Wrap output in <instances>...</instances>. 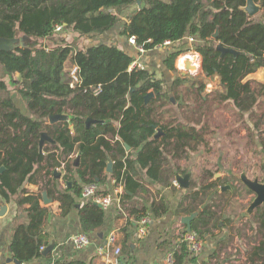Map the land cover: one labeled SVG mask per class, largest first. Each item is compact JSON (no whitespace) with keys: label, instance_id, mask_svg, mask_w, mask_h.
Returning a JSON list of instances; mask_svg holds the SVG:
<instances>
[{"label":"trees","instance_id":"16d2710c","mask_svg":"<svg viewBox=\"0 0 264 264\" xmlns=\"http://www.w3.org/2000/svg\"><path fill=\"white\" fill-rule=\"evenodd\" d=\"M138 1L0 0V37L19 41L22 38L24 43L21 46L18 42L10 49L0 48V63L14 78V84L17 83L16 91L28 110V114L21 110L13 98V87L0 75V167L5 166L0 172V194L6 202L16 196L19 206L30 205L26 209L29 223H19L11 239L13 256L25 263L44 258L42 247L47 245L44 226L49 208L41 205L40 194L25 187L28 182L39 181L40 170L48 169L46 175H49L51 168L64 166L66 187L49 191L60 201L65 215L78 205L84 184L100 185L105 181L110 160L114 162L115 185L121 183L125 187L124 203L131 198L129 192L135 194L144 188L139 181L138 165L146 169L150 177L166 185L177 173L187 172L174 160L187 159L189 150L198 151L207 143L202 133L204 126L188 127L183 120L174 122L176 117L165 109L166 103L172 100L164 91L162 80L147 69L130 70L135 56L121 45L102 42L76 49L70 43L75 35L94 39L115 30L123 21L122 13L133 5L137 9L128 15L120 34L128 42L134 36L137 45L144 50L156 49L171 41L173 49L168 51L163 64L173 73L178 72L175 63L183 50L176 45L188 44V37H192L196 51L203 58L206 76L220 77L224 91L216 94L217 100L231 104L241 119L251 121L248 135L255 142L258 138L260 148L257 150L264 151V83L254 86L249 78L264 68V13L250 17L244 10L246 0H140L141 6ZM256 1L264 8V0ZM57 25L62 26V31L72 33L66 34L70 39L61 36L63 43L41 45L40 39L59 35L55 31ZM217 30L219 35L213 38ZM218 43L239 53L223 54L216 48ZM72 66H77L78 76L73 86ZM190 80L195 81V78L177 76L172 88L176 90ZM196 83L191 84V89L200 94L202 104H206L209 97L201 95L204 83L199 87ZM99 85L101 91L95 93ZM133 87L135 90L131 91ZM150 91L154 96L146 103L145 95ZM54 114H68L70 120L51 123L49 117ZM88 117L102 122L87 126ZM157 127H162L167 134L155 139ZM43 131L55 140L53 146L46 148V153L39 149ZM126 144L131 147L128 155ZM132 151H136V155ZM78 153L81 163L74 167L73 158ZM228 181L218 178L199 189L193 188L181 203L183 207L184 201L190 199L191 206L194 205L187 211L191 213L202 207L192 222V230L202 237L211 230V223L215 226L221 220L216 199L219 185ZM191 184V188L194 187V182ZM236 191L235 196L240 194L238 188ZM245 191L251 193L246 188ZM104 193L109 191L104 189ZM207 195L212 196L209 202L205 201ZM82 205L79 210L82 229L92 234L104 225L106 211L91 199ZM167 210L162 199L149 209L132 212L140 220L148 214L158 218ZM251 223L255 244L249 260L264 264V205L256 209ZM189 255L188 243L180 242L175 249V264H183ZM50 264L85 263L75 260Z\"/></svg>","mask_w":264,"mask_h":264},{"label":"crops","instance_id":"0c3cea01","mask_svg":"<svg viewBox=\"0 0 264 264\" xmlns=\"http://www.w3.org/2000/svg\"><path fill=\"white\" fill-rule=\"evenodd\" d=\"M263 13L264 8H262L261 11L254 17H260ZM121 28L122 27L116 28L115 30H110L94 38L93 40L89 39V41L91 42L86 43L85 46L102 42L117 44L121 45V47L124 48L126 52L134 55L135 60L138 58L143 63L156 60V58L158 57L155 56L157 48L152 50H145L143 53L139 52V50H137L134 45L130 44L128 40L120 34L122 30ZM64 36L66 39H68L67 35ZM109 36H111L112 39L109 38L108 40H104ZM60 38L61 35H55L50 39L40 40L48 42L47 46H51L49 43ZM189 38L192 37H188V40ZM193 41L194 40L192 38V42ZM70 43H72V41H70ZM85 46H83L82 48H84ZM249 78L253 80L254 85L264 83V68H261L255 73L249 75ZM215 79L220 83L219 76L216 75ZM220 86L222 87L221 83ZM221 91H224L223 87ZM21 105L23 106V102H21ZM26 114H28V112ZM68 120H70V116ZM71 128H73L72 124ZM53 145L54 144L52 142L45 143L43 152L46 153V148ZM130 150L131 148L127 150V155ZM132 152L134 155H136L137 153L136 151ZM79 154L80 153L74 156L73 161ZM179 161L180 160L178 159L174 160L176 164H181ZM73 166L77 167V165L74 164ZM181 166L182 165H180V167ZM181 169L183 168L181 167ZM47 170L48 169L46 168L40 170V172L38 173L39 181L37 183L28 182L25 184V187L32 193L40 194L41 205L49 208L50 213L46 220L44 231L48 236L46 247L50 244H53L54 248L47 255H44V258H37L26 264H50L56 261L71 262L75 260L82 261L85 264H111V257L109 258L106 256L98 255L96 252V248L99 245L104 244L108 236L113 232L117 235V243L122 247V264H166L164 262V257L170 250L179 246L181 234L184 230H187L186 226L182 224L181 220L184 216L191 214V212L187 211V209L191 208L194 205L193 204L191 206L190 199L184 201L183 207H181V203L183 202L184 197L186 195H189L193 191V188H195V190L200 188V186H198L197 188L195 182L194 187L191 188L192 184L190 185L191 190L190 188H182L176 181V177L171 179L168 184H162L150 177L147 174V170L140 168V166L138 165L137 170L141 175L139 181L142 183L144 188L138 189L135 194L133 192H129L131 198H127L124 200L122 209L119 208L116 202H113V204L107 210H105L106 219L104 225L96 232L90 234L93 243L85 248L80 249L76 247L75 243L72 240V237L83 231L79 219V210L83 206L82 203L86 201V199L80 197L78 205L74 207L70 212L63 215L61 203L59 200L54 198L52 192H56V188L63 189L62 186L67 184L64 180V174L66 173V171L63 165L55 169L51 168L52 173L49 175H46ZM55 171L61 172V176L56 177ZM180 174L184 173L180 172ZM104 177L105 181L100 183L102 190L105 189L109 192H112L115 188L120 186L119 184L115 185V179L112 175V172L110 173L105 170ZM237 182L231 183V188L227 187L229 185H227L225 188V192L228 193V196L226 201L224 202L223 209L221 207V210H224V213L229 212V209L230 212H232L236 209V206H240L244 202L248 201L251 197H254L253 192L245 193L246 195L244 196V198L248 196L247 198H245L246 201L244 199H240L239 197L238 199L234 197V189H237L239 186ZM47 183L50 184H48V186H44V184ZM45 188L48 191V197L53 199V201L49 204L43 203L42 192ZM49 189H52V192L49 191ZM121 189H123L124 191L125 187L122 185ZM244 189H239V191H244ZM250 194L251 196H249ZM162 199L166 203L168 209L167 212L158 218L154 217L153 221L147 226L146 232L142 234L140 232V220H137L136 215L132 211L145 208L149 209L154 202H159ZM216 201L219 203L220 198L216 199ZM0 202L1 207L3 205L7 206L5 214L0 216V264H4L9 257H13V253L11 251V239L14 228L19 223H29V216L26 209L30 207V205L25 204L23 206H19L16 196H14L11 201L6 202L1 194ZM248 202H250V200ZM234 204H236V206H234ZM201 208L202 207L198 209L199 213H201L202 211ZM253 214H255V212ZM230 217L232 218V215H230ZM230 224L231 222L228 223V221L221 223V220H219V223L215 226H212L211 223V230L204 233V238L200 235L204 242L203 253L200 256L189 255V258H187L183 264H207L209 259L214 258L218 250H221V247L227 244L228 240H234L235 231H232L233 224H231L232 226ZM232 235L233 238H231ZM232 254L234 255H230V257L226 256L223 259L234 260L236 254ZM225 263H227V261H224L223 264Z\"/></svg>","mask_w":264,"mask_h":264},{"label":"rangeland","instance_id":"374dc122","mask_svg":"<svg viewBox=\"0 0 264 264\" xmlns=\"http://www.w3.org/2000/svg\"><path fill=\"white\" fill-rule=\"evenodd\" d=\"M136 9V5H133L128 10L123 12L121 15L123 21L119 23V26L117 28L123 27L124 22L128 20V15H131L136 11ZM67 33L72 34L71 32L69 33V31L66 32V30H64L60 31L59 35L64 36ZM109 38L112 39V37L109 36L104 40H108ZM21 39L20 41H5L4 43L0 44V48H5L8 46L13 47L18 42L22 43L23 41H21ZM89 39H91V37H79L75 35L72 39H70V41H72V45L76 49H80L85 46L86 43L91 42L89 41ZM194 41L192 42L189 40L188 44L178 43L176 45V47H180L183 49L181 50V56L186 55L187 58L190 57L189 59H192L189 61L190 63L186 67L184 65H180L179 58H177L175 63L178 70L177 73H173L162 63L163 58L167 55L168 51L173 49L172 45L165 46L163 47V49L157 47L155 56L158 57L156 58V60L144 63V65L146 66L145 68L149 72L153 73L157 79L162 80L164 84V91H167L169 97H171L172 103H166L165 109H167L170 114L176 117V119L174 118V122L183 120L188 127L194 125L198 128H201L204 126L202 133L206 135L207 143L201 145L198 151L189 150L187 159H181L179 161L181 163L180 165H182L181 167L187 170V172L184 174H190V182H195L197 188L198 186L201 187L211 180L215 181L218 178L229 179L228 182H220L221 185H219V197L217 198H220V202L219 207H216V210H218L219 216L221 218V223L228 221V223L231 222V224H233L232 231H235V238L233 241L228 240L227 244L223 245L221 247V250H218V252L216 253L218 255L214 258L209 259L207 264H223L224 261H227V263L225 264H262V262H260L259 260L255 263L249 260L250 251L252 249V246L255 244L254 233L251 229V222L254 216L253 213L256 210L249 216L246 215L247 206L252 201L251 198L253 197L249 199L250 202H248V199V201L245 200V198L248 197L247 196L244 198L247 191H245V186L237 175L243 171H246L251 178H255L256 176L262 178L264 151L259 152L257 150L260 148V143L258 141L259 139L256 138L255 142L248 135L249 131H247V129L248 127H252L251 121L249 122L247 118L241 119L239 113L233 109L231 104L222 103L217 100L216 94L221 91L222 87L220 86L219 81L215 79V76L207 77L205 72L203 71V68L200 69L201 61L203 67V58L201 54L196 51V44ZM40 43L41 45H48V42L45 41H41ZM59 43H63L61 38L52 41L49 44L52 46ZM179 68L182 70V72ZM185 72H190V74H185ZM0 75L3 79L7 80L11 87H13V97L15 98L17 105L24 113H27L28 110L26 108L25 102L16 91L17 83L14 84V78L12 76H9L5 72V68L1 63ZM177 76H190L193 77V79L195 78V81H188L189 85H185L184 83H182L179 87H177L176 90H174L172 88V85ZM196 81L198 85L204 83V88L201 92V95L204 96V98L209 97V100L206 104H202L199 98L200 94L197 95L195 90L188 88L191 83H196ZM21 102H23V106L21 105ZM256 150L257 152H255ZM207 170L210 171L207 172ZM211 173L213 174L210 176ZM233 177L237 180L233 179ZM234 182H237V184L239 185L238 188L240 190L244 189V191L241 192L238 189V193L240 194L239 196L236 195L234 197H236L237 199L238 197L240 199H244L246 202H244L240 206H236V204H234V206H236L235 210L230 212L229 209V212L224 213V210H221V207L223 209L224 202L227 199L228 193L225 192V189L222 190V187L231 185V183ZM62 187L64 189L66 185ZM235 193H237V191L235 192L234 189V194ZM249 196H251V194ZM210 197L212 196L207 195L205 197V201L209 202L211 200ZM220 204L222 206H220ZM230 215H232V218L230 217ZM231 238H233V235ZM259 238L260 235L257 236V239ZM232 253L236 254L234 260L223 259L226 256L230 257V255H234Z\"/></svg>","mask_w":264,"mask_h":264},{"label":"built area","instance_id":"2783aa9c","mask_svg":"<svg viewBox=\"0 0 264 264\" xmlns=\"http://www.w3.org/2000/svg\"><path fill=\"white\" fill-rule=\"evenodd\" d=\"M55 31L60 32L62 31V26L57 25L55 28ZM190 41H192V38H189ZM130 44L134 45L138 48L140 52H144L142 46L137 45L136 38L130 37L129 38ZM171 45V41H166L164 46ZM164 46H159L160 48ZM135 67L146 69L144 63L142 61H139L136 59L132 65L130 66V70L134 69ZM202 67V61L200 64V69ZM180 69V68H179ZM182 72V70L180 69ZM185 74H190V72H185ZM71 75L73 77V84L74 82H78V76H77V66H73L71 68ZM95 93H98L101 91V86L99 85L94 89ZM120 186L115 188L112 192L104 193V190H102L101 186L98 183H88L83 185L82 189V195L81 197L83 199H91L96 204H100L101 207L105 210H107L113 202H116L120 209H122L123 201H122V195L124 193L123 189H121L122 184H119ZM154 217H152L151 214H148L140 219V232L144 234L146 232V228L153 221ZM73 242L75 243L77 248H85L88 245L93 243L92 237L90 234L82 231L78 233L77 235L72 237ZM180 242H187L190 250V254L193 256H200L203 253L204 249V242L201 236L196 231H187L184 230L183 236L180 240ZM45 247H42L44 249ZM175 249L170 250L167 255L164 257V262L166 264H175L176 263V257H175ZM96 252L98 255L111 257L110 263L111 264H122L121 254H122V247L117 243V235L116 233H111L108 238L106 239L105 243L102 245H99L96 248Z\"/></svg>","mask_w":264,"mask_h":264},{"label":"water","instance_id":"95a60500","mask_svg":"<svg viewBox=\"0 0 264 264\" xmlns=\"http://www.w3.org/2000/svg\"><path fill=\"white\" fill-rule=\"evenodd\" d=\"M139 6H141V1H138ZM262 9V5L259 4L256 0H246V5L244 6V10L247 12V14L250 17H254L255 15H257ZM219 35V31L217 30L214 34H213V38H217ZM5 41H10L9 39L6 38H2L0 37V44L4 43ZM21 46H24V43H21ZM7 49L12 48L11 46L9 47H5ZM4 48V49H5ZM216 48L218 50H220L223 54L230 52L233 53L235 55H237L239 53V51H237L234 48L231 47H227L225 46L223 43H218ZM3 49V48H2ZM135 88L133 87L131 89V91H134ZM154 96V92L150 91L145 95V102L148 103L150 101V99ZM68 120L69 119V115L68 114H54L51 115L49 117V120L51 123H54L58 120ZM94 122H102V120H95L92 117H88L86 119V124L87 126H90L92 123ZM167 133L163 130L162 127H157V132L154 135V138L157 139L162 135H166ZM46 142H52L53 144H55V140L46 132L43 131L41 134V139L39 142V149L40 152L43 151V147L44 144ZM126 149L129 150L131 147L126 144ZM80 159H81V155L79 154L73 161L74 165H79L80 163ZM5 169V166H1L0 167V172H3ZM108 172H112L113 170V161L110 160L107 164V169ZM55 175L56 177H60L61 176V172H57L55 171ZM238 178L241 180V182L243 183V185L246 187V189L250 190L251 192L254 193V197L252 199V201L249 203V205L247 206L246 209V215L249 216L252 212H254L257 208H259L260 206L264 205V156H263V177L260 178L259 176H256L255 178H251L249 177V175L247 174L246 171H243L241 173H239ZM176 181L180 184V187L182 188H190L191 182H190V174H176ZM69 186L71 185V182H68ZM228 188H231V186H227ZM226 188V186L222 187V190H224ZM42 198H43V203L44 204H49L50 202L53 201V199L48 197V191L45 188L42 192ZM99 207H101L100 204H98ZM7 209L6 205H3L0 209V216L5 214V211ZM199 215V211H194L189 215H186L182 218V224H184L186 226L187 231H192V222L194 220L195 217H197ZM54 245L50 244L48 245L45 249H43V255H47L51 250H53ZM26 264L25 262L19 260L16 257H9L6 262L4 264Z\"/></svg>","mask_w":264,"mask_h":264},{"label":"bare ground","instance_id":"6f19581e","mask_svg":"<svg viewBox=\"0 0 264 264\" xmlns=\"http://www.w3.org/2000/svg\"><path fill=\"white\" fill-rule=\"evenodd\" d=\"M190 58V57H189ZM189 58H187V56L186 55H184V56H181L180 57V59H179V63H180V65H184V66H188L189 65V61L190 60H192V59H189ZM193 58V57H192Z\"/></svg>","mask_w":264,"mask_h":264},{"label":"flooded vegetation","instance_id":"af4514ba","mask_svg":"<svg viewBox=\"0 0 264 264\" xmlns=\"http://www.w3.org/2000/svg\"><path fill=\"white\" fill-rule=\"evenodd\" d=\"M186 76H184V77H182V78H185ZM177 78V77H176ZM185 85H189L188 84V81L187 82H183ZM192 84V83H191ZM191 84H190V86H188V88H190L191 89ZM196 87H199L200 85H198L197 83H196V85H195ZM203 91V90H202ZM201 91V92H202ZM172 100V99H171Z\"/></svg>","mask_w":264,"mask_h":264}]
</instances>
